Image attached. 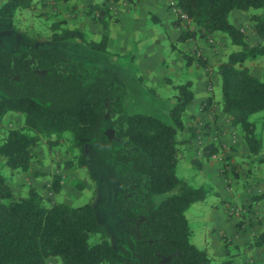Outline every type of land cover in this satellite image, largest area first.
I'll return each mask as SVG.
<instances>
[{"label": "trees", "instance_id": "trees-1", "mask_svg": "<svg viewBox=\"0 0 264 264\" xmlns=\"http://www.w3.org/2000/svg\"><path fill=\"white\" fill-rule=\"evenodd\" d=\"M65 3L70 0H53ZM170 8L186 15L190 27L182 29L177 42L214 33L225 35L239 47L216 66L221 98L220 111L233 127L241 129L249 157L260 159L263 140L250 117L264 111V80L251 72L247 61H264V0H167ZM37 0H4L0 4V32L16 31L23 45L13 51L0 47V123L9 114L23 118L19 128L7 130L0 140V160L12 173L26 172L39 159L42 138L71 134L78 150L77 166L86 164V145L95 144L106 158L121 169L116 208L127 235L115 249L109 233L99 222L92 202L72 206L66 202L45 205L36 186L26 195L16 194L9 180L0 173V264H48L59 257L60 264H215L205 249L191 240L192 229L185 214L191 204L206 198L209 186L192 185L177 176V165L185 145L198 135L200 127L188 125L184 118L194 98L192 80L174 85L176 93L168 110L170 121L128 107L126 87L98 64L68 56L57 44L80 40L90 50L105 52L111 21H117L109 0L89 3L86 13L102 26L99 40L86 31L70 27L65 19L52 21L48 31L33 24L19 26L22 10H32ZM42 5H44L42 3ZM233 10L250 12L249 20L263 41L249 44L246 36L229 19ZM256 10V11H252ZM179 15V14H178ZM181 17L174 25L181 24ZM187 65L206 66L205 60L186 55ZM213 101L211 94L201 110ZM109 113V116H107ZM191 120L196 115H190ZM197 120V119H196ZM109 121V123H108ZM117 132L112 141L106 129ZM264 129V118L261 121ZM189 131L187 137L181 133ZM221 152L218 142L203 147L202 157L209 160ZM201 167L202 162L193 161ZM72 161H67L70 167ZM238 165L232 164L237 177ZM61 176L55 175L51 189L60 191ZM176 192L158 204L154 196ZM249 207L264 200V191L250 197ZM143 218L141 231L136 225ZM99 239L90 241L91 235ZM238 247V245H234ZM249 248L264 247V226L251 238ZM216 264H241L226 243L225 257Z\"/></svg>", "mask_w": 264, "mask_h": 264}, {"label": "crops", "instance_id": "crops-1", "mask_svg": "<svg viewBox=\"0 0 264 264\" xmlns=\"http://www.w3.org/2000/svg\"><path fill=\"white\" fill-rule=\"evenodd\" d=\"M37 1L34 9L28 10L27 14L32 12V14L37 15L36 18L43 17L50 22L65 19L70 27L82 28L86 31L88 38L95 41L99 40L102 26L91 19V16L86 13V9L89 3L105 0H70L65 3H57L53 0ZM109 1L112 13H115L118 20L111 21L109 24L107 50L105 52L90 50L95 57L93 63L100 65L109 76L125 85L127 100L131 99L133 105L144 103L143 96L155 95L154 90L142 88V81L165 86L166 80L169 81V78L170 80H177L183 77L186 80H192L194 98L184 113L185 121H190V115L194 114L196 118L192 120L191 125L200 127L201 121L205 120H212L210 125H216V127L207 129L200 127L197 137L185 145L183 160L193 168L195 166L193 161L202 162L200 168L196 166L197 182L192 185H210L215 191L216 198L220 200V202H216V207L212 206L213 208L209 213L208 218L213 229L205 233L203 248L208 253L211 252L213 257L222 260L225 257L226 243L243 245L251 241V238L258 234L264 226L263 223L251 228L248 224L243 223L242 228L239 229L238 219L235 216L228 218L224 213L225 208L230 203L237 202V197L246 200V197L264 191V175L259 177L253 175L255 177L249 178V181L239 188L240 193L238 195V190L236 194L234 189L239 185V178L227 180L222 174V155L214 154L209 160H204L202 157V150L206 144L218 142L231 154L233 162L231 164L237 165L244 160L255 158L248 156L247 145L241 135L235 131L236 127H233L220 111V105L214 100V97L212 103L201 110L202 103L211 95L205 88L206 74L213 64H218L226 59L227 49L237 48L231 47L229 39L220 33H214L210 36V38L214 37L219 40V44L214 46L208 43L206 37L190 38L184 42H177L181 30L187 27L181 16V24H173L178 19V14L172 10L173 8H170V2L167 0ZM42 3L46 5H42ZM67 4L70 7L68 15H66L68 12L65 10ZM57 8H61L60 12H66V14H57ZM73 9L75 10L74 13L71 12ZM77 12L78 14L75 15ZM245 13V11L233 10L230 13L231 22L239 28L242 27L246 24ZM249 26L247 32L251 34L253 24L249 23ZM72 41L79 42L80 40ZM256 42H261V39L257 37ZM194 50L197 54L204 56L206 66L187 65L186 55L192 54ZM166 53L168 56L165 58ZM252 72L256 75L254 70ZM212 79L214 86H217L219 77L216 73H213ZM196 121L197 123H195ZM207 131L208 133H203ZM253 208L255 213L252 212L251 216L256 213L264 214L262 212L264 200L254 204ZM208 228H205V231ZM209 255L211 256V254Z\"/></svg>", "mask_w": 264, "mask_h": 264}, {"label": "rangeland", "instance_id": "rangeland-1", "mask_svg": "<svg viewBox=\"0 0 264 264\" xmlns=\"http://www.w3.org/2000/svg\"><path fill=\"white\" fill-rule=\"evenodd\" d=\"M3 1L4 0H0V4ZM57 9V14H66V12H60L61 8ZM69 9V4H67L65 10L68 13L66 15L70 13ZM71 12L74 13L75 10L73 9ZM27 13L28 10H22V14L24 16L20 17L19 26L29 25L31 22L36 30L42 32L48 31L49 24L51 23L50 20H47L43 17L38 19L36 18L37 15L32 14V12L31 14ZM77 14L78 12L75 15ZM113 15L115 16V13H113ZM245 15L247 17L245 19V23L248 24L240 27V30L246 36V40L249 44H258V42H256V38L258 36L254 28L251 34L247 32L250 27L249 23H251L249 20L250 12H246ZM177 18H179V15H177ZM183 21L186 24V27L189 28L190 24L188 20L184 18ZM258 38L261 39V42L263 41L262 38ZM208 43L212 46L218 45L219 40L218 38L213 37L212 42L208 39ZM22 45L23 41L18 32L13 30L0 32L1 48L13 51ZM230 45L231 47L235 46V48L237 49H227V56L231 51H236L239 49L237 45ZM57 47H59L68 56L71 57L78 56L87 62H93V59H95L90 49L81 41H65L57 44ZM167 56L168 55L166 53L165 58ZM189 56H191L195 60H205L204 56L201 54H197L196 50H194L192 54H189ZM218 64H213L212 68L209 69L208 73L206 74L207 82L205 84V88L207 89L208 93L212 94L214 100L217 102L221 98L220 83L217 86H214L212 76L213 73H216V66ZM246 65L250 68L251 72L252 70H254L256 75L264 80V61L262 58H258L253 61H247ZM184 81H186V79L183 77L177 80H170L169 78V81L166 80V87L158 85V83L149 84L148 82L146 83L145 81H142V88H144L145 90L149 88L151 89V91L154 90L155 95L151 94L143 96L142 99L144 100V103L140 105H133V103H131V99H129L127 100L128 107L131 111L149 113L158 116L168 122L170 121L168 110L173 103L172 96L176 93L174 85H178L180 83H183ZM107 116H109V113H107ZM263 118L264 111L253 114L250 117V119L255 121L257 125V135L263 140V149L258 156L260 157V160L258 158L248 159L242 161V163L240 164H237V177L232 174L231 163L233 162L231 154L223 147V145H221V143H219L221 145V152L219 154H221L223 157L222 174L225 176V178H227V180L231 178H239V185L234 189L235 193L238 190V195L240 193L239 188L242 187L244 183L248 182L249 178L264 175V129L261 128V121ZM189 120L190 121H188L187 124L191 125V123L193 122L191 118ZM211 122L212 120H205L203 122L201 121V123L199 122V126L204 127V129L214 126L216 127V125H210ZM195 123H197V121ZM22 124L23 118L21 115H7L0 123V140L6 135L7 130L12 128H19L22 126ZM235 131H237L241 135V129L239 127H236ZM106 132L110 136L112 141L119 139L117 132L111 130L109 125L106 129ZM203 133H208V131ZM188 135V130H185L183 133H181L182 137H187ZM85 149L86 164H84L83 166H77L78 150L72 144L71 134L69 132H66L59 136L53 135L49 138H42L38 146L39 159L34 160L31 168L28 171L12 173L11 169L5 164V162L3 160H0V173L7 180H9L16 194L26 195L29 186H36L40 193H42V195L45 197V205L47 206L57 201L66 202L72 206H80L84 203L92 202L95 206L99 222H101L105 226L107 232L109 233L110 243L115 249H119L120 246L125 243L127 235L126 226L116 208L117 191L121 182V169L118 166L114 165L110 160H108L106 158L105 151L97 147L95 144H88L86 145ZM67 161H72V165L70 167L66 166ZM196 169V166H194L193 168L190 164L185 163L183 158H181L177 165V176L185 179L191 184H196ZM55 175L61 176V187L58 193H54L51 189ZM244 175L245 177H243ZM207 186H209L210 189L207 193L206 198L202 201L194 202L185 212L193 232L191 240L197 247L202 249H205L203 248L205 233H208L209 230L213 229V225L208 218L209 213L211 211V208H213L212 206L216 207V202H220V200L216 198L213 187H211L210 185ZM175 192L176 190H172L165 194L155 195V204H158L162 199L174 194ZM246 198V200H241L237 197V202L234 204L230 203L225 208L224 212L226 217L230 218L235 216L238 219L237 224L239 225V229L242 228L241 226L243 223L248 224V226L251 228H255L256 226L264 223V214L256 213L251 216L252 212L255 213L254 208L253 206L252 208L249 207V203L251 202L250 197L248 196ZM262 212L264 213V209L262 210ZM142 224L143 218L137 221L136 228L138 232L141 231ZM207 227L209 228L205 231V228ZM98 239V234L91 235L90 237L91 242ZM249 242L243 245H238V247L231 245V242H228V244L231 245L232 254L241 264H264V247L249 248ZM208 254H211V256H209L211 257L213 263L216 264L221 261L220 259L213 257L211 252ZM47 262L48 264H60V259L57 256L50 257ZM163 263L174 264L173 259L170 256L164 257Z\"/></svg>", "mask_w": 264, "mask_h": 264}, {"label": "built area", "instance_id": "built-area-1", "mask_svg": "<svg viewBox=\"0 0 264 264\" xmlns=\"http://www.w3.org/2000/svg\"><path fill=\"white\" fill-rule=\"evenodd\" d=\"M176 14H179L183 19L185 18L186 19V15L185 14H182L177 8L173 7L172 9ZM209 41L212 42V38H209ZM233 213V212H232Z\"/></svg>", "mask_w": 264, "mask_h": 264}]
</instances>
